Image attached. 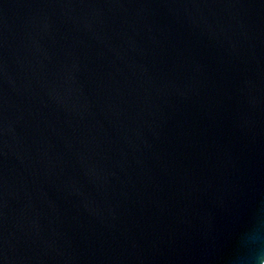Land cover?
I'll return each mask as SVG.
<instances>
[{
    "label": "water",
    "instance_id": "water-1",
    "mask_svg": "<svg viewBox=\"0 0 264 264\" xmlns=\"http://www.w3.org/2000/svg\"><path fill=\"white\" fill-rule=\"evenodd\" d=\"M0 264H264V0H0Z\"/></svg>",
    "mask_w": 264,
    "mask_h": 264
}]
</instances>
